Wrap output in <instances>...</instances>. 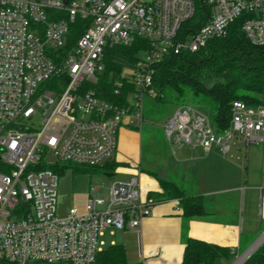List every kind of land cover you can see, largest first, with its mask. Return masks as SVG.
<instances>
[{"label":"built area","instance_id":"1","mask_svg":"<svg viewBox=\"0 0 264 264\" xmlns=\"http://www.w3.org/2000/svg\"><path fill=\"white\" fill-rule=\"evenodd\" d=\"M208 2L207 21L183 32L195 11L192 0H0V264H96L97 254L112 244L106 234L140 227L156 200L141 198L135 175L112 180L104 195L90 194L85 212L70 208L58 216L59 175L41 166L62 161L96 167L112 157L119 128L144 122L142 98L155 97L154 65L165 55L225 37L240 16L246 37L264 44V0ZM76 17L88 25L73 40ZM137 38L147 46L115 82L135 86L127 104L85 87L104 69L106 45L127 46ZM163 128L179 147L205 153L218 147L225 155L237 140L245 146L264 142V102L233 100L222 130L210 114L182 103Z\"/></svg>","mask_w":264,"mask_h":264},{"label":"crops","instance_id":"2","mask_svg":"<svg viewBox=\"0 0 264 264\" xmlns=\"http://www.w3.org/2000/svg\"><path fill=\"white\" fill-rule=\"evenodd\" d=\"M163 125L123 124L112 159L93 175L102 173L111 181L135 175L142 199L161 192L160 179L172 181L187 195H202L204 213L185 220L176 199L156 201L138 229L106 234V242L121 243L127 260L141 264H181L185 236L230 248L234 254L264 222V142L245 146L237 140L223 155L218 147L205 153L167 140L170 153L166 145L160 151L154 144L153 133L163 137ZM101 183V178L92 183L90 194L104 195L109 184Z\"/></svg>","mask_w":264,"mask_h":264},{"label":"trees","instance_id":"3","mask_svg":"<svg viewBox=\"0 0 264 264\" xmlns=\"http://www.w3.org/2000/svg\"><path fill=\"white\" fill-rule=\"evenodd\" d=\"M192 1L195 11L193 16L182 24L183 32L196 31L211 13L208 0ZM59 14L63 13L58 12ZM243 19L244 16L235 19L225 37L213 38L196 51L167 54L158 61L154 65L151 85L155 98L164 100L166 94L173 91L181 104L193 102L204 106L210 111L211 120L217 130L228 127L233 100H243L250 105L263 103L260 95L264 93V44H254L246 37L241 28ZM87 23V20L80 17L70 23L73 40L85 30ZM146 46L143 38H137L127 46L106 45L103 54L104 69L96 82L85 84V87L93 88L108 101L127 104V95L135 91V86L128 82L121 85L115 82L122 67L125 64H133L139 50ZM72 165L70 167L75 173H95L99 167ZM41 167L50 168L59 175L67 166H60L59 162H56ZM159 183L161 192L149 194L148 199H176L185 220L204 213L202 195H187L172 181L160 179ZM231 255L230 248L185 236L181 264H214L217 259ZM96 264L141 263L129 262L124 246L114 243L97 254ZM242 264H264V241Z\"/></svg>","mask_w":264,"mask_h":264},{"label":"rangeland","instance_id":"4","mask_svg":"<svg viewBox=\"0 0 264 264\" xmlns=\"http://www.w3.org/2000/svg\"><path fill=\"white\" fill-rule=\"evenodd\" d=\"M261 100L264 102V93L260 95ZM190 104L198 107L203 112L210 114V111L206 109L202 105H196L193 102H189ZM181 102L178 101L176 95L173 91H169L166 94V98L164 100H159L149 94H144L142 98V112L144 115V122L146 124H150L154 127L160 126L164 123L169 116L175 111L178 105ZM153 133V140L156 148L160 151L164 149L166 145L167 149L171 153L170 144L166 139L165 133L163 131V137L157 131ZM262 144V143H260ZM256 145L252 144L251 146ZM173 157V156H172ZM59 165H66L63 172L59 174L58 179V194H57V215L64 216L70 208H76L79 213L85 212L86 202L88 196L90 194V186L98 178L102 179V183L100 185L107 186L111 179L110 177L104 176L102 173L100 175H93L91 172H73L72 164L63 163L62 161H58ZM98 173V172H97ZM264 231V222L261 225V229L256 232L253 239L250 240L248 245L242 246L237 252L232 254L228 258H219L214 264H233L237 261V259L244 253V251L251 245L256 238ZM263 243V242H262ZM261 243V244H262ZM260 244V245H261Z\"/></svg>","mask_w":264,"mask_h":264},{"label":"bare ground","instance_id":"5","mask_svg":"<svg viewBox=\"0 0 264 264\" xmlns=\"http://www.w3.org/2000/svg\"><path fill=\"white\" fill-rule=\"evenodd\" d=\"M263 241H264V232L260 235V237L246 251H244V253L233 264L243 263L246 260V258L260 246V244Z\"/></svg>","mask_w":264,"mask_h":264},{"label":"water","instance_id":"6","mask_svg":"<svg viewBox=\"0 0 264 264\" xmlns=\"http://www.w3.org/2000/svg\"><path fill=\"white\" fill-rule=\"evenodd\" d=\"M64 1H65V3H67V0H64ZM48 159L51 160V161H54V160H55L54 157H53L51 154H49ZM111 159H112V157H109V158H108V160H111ZM111 175H112V173H108V174H107V176H111ZM263 232H264V231H263ZM263 232H262V233H263ZM262 233H261V234H262ZM261 234H260V235H261ZM260 235L256 238V240L260 237ZM256 240H255V241H256ZM255 241H254V242H255ZM254 242H253V243H254ZM253 243H252V244H253ZM252 244H251V245H252ZM251 245H250V246H251ZM250 246H249V247H250ZM249 247H248V248H249ZM248 248H247V249H248ZM247 249H246V250H247ZM246 250H245V251H246ZM253 252H254V251H253ZM253 252H252V253H253ZM252 253H251V254H252ZM251 254H250V255H251ZM250 255H249V256H250ZM249 256H248V257H249ZM248 257H247V258H248ZM247 258H246V259H247ZM241 264H242V263H241Z\"/></svg>","mask_w":264,"mask_h":264}]
</instances>
